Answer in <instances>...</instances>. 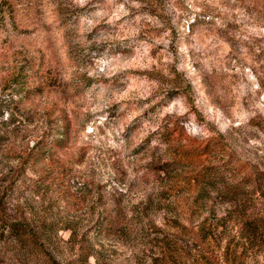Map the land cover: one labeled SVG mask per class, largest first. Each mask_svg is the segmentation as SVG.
<instances>
[{
  "label": "rangeland",
  "instance_id": "obj_1",
  "mask_svg": "<svg viewBox=\"0 0 264 264\" xmlns=\"http://www.w3.org/2000/svg\"><path fill=\"white\" fill-rule=\"evenodd\" d=\"M255 171L264 0H0V264H264Z\"/></svg>",
  "mask_w": 264,
  "mask_h": 264
},
{
  "label": "trees",
  "instance_id": "obj_2",
  "mask_svg": "<svg viewBox=\"0 0 264 264\" xmlns=\"http://www.w3.org/2000/svg\"><path fill=\"white\" fill-rule=\"evenodd\" d=\"M39 152L40 155L44 154L43 150L37 151ZM255 180L258 181H264V173L260 172V171H255ZM211 176H209L207 173H201L200 178L198 179V182L201 183V185H203L204 187L207 186L209 184L210 180H214L215 177L213 176L214 179L210 178ZM241 185V184H240ZM243 189V185L241 187ZM238 187L235 188H227L226 189V193L231 197L234 196L233 198H237L239 197L238 194ZM225 193V194H226ZM242 194H244L242 192ZM9 227H8V232L12 233V235L14 236V238L16 240H19L21 242L25 241L30 243L31 245L35 246L38 249H43V245L42 242L40 241V238H38L37 233L33 232L31 228H29V226L26 223H20V222H13V223H8ZM257 227V226H256ZM89 250V247H87L85 249V251ZM87 254H85L84 259L86 257ZM49 264H56L55 261H53V259L46 254Z\"/></svg>",
  "mask_w": 264,
  "mask_h": 264
}]
</instances>
